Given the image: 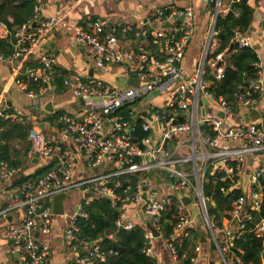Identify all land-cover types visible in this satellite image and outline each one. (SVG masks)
I'll return each mask as SVG.
<instances>
[{"label": "built area", "instance_id": "built-area-1", "mask_svg": "<svg viewBox=\"0 0 264 264\" xmlns=\"http://www.w3.org/2000/svg\"><path fill=\"white\" fill-rule=\"evenodd\" d=\"M207 1L211 16L207 35L209 44L192 77L186 74L182 65L187 44L195 34V12L190 6H160L138 22L119 27L121 35L134 42L130 50L122 48L118 30L106 32V23L100 18L84 27L74 28L76 44L94 67L104 74L121 68L120 79L124 83L115 86L102 79H84L69 73L64 85L78 102L81 99L85 102L80 116L61 113L57 118L61 125L59 136L47 135L38 125L28 129V159H40L52 168L38 180L14 185L12 203L0 212L3 219L13 218L4 236L13 243L9 256L17 258L19 264H49L50 243L37 236L51 233L54 198L76 190L81 191L82 203L68 215L64 234L71 251L79 254L74 264H94L97 259L104 258L96 243L79 238L78 220L88 218L84 204L110 197L114 203L141 205L148 222L159 231L157 225L166 206L171 203L172 195L181 202L174 235L166 239L174 258L179 260L176 235L184 233L191 223L185 210L187 204L183 202L188 198L209 228L221 264H241V260L232 254V245L248 231L247 223L253 222L249 210L259 211L261 197L252 192L235 199L229 216L236 225L222 227L209 215L208 204L212 199L205 196L204 185L210 171L215 170L216 174H222L221 182H229L231 188L237 187L239 166L244 156L264 152V121L261 124L243 121L233 126L226 120L232 112L229 104L209 91L210 86L205 80L207 71H213L217 79H221L226 68L225 53L210 55L211 43L219 36L217 20L219 16H226L241 0ZM257 4L263 5L264 0H257ZM40 18L37 6L33 19L15 34V51L11 59L28 57L34 47L46 42L55 28L69 26L64 18L49 17L43 21ZM34 23H37L35 27ZM233 43L240 48H252L251 36L241 30L235 32ZM55 68L54 54L43 51L39 54V66L24 73L27 81L18 79L16 83L32 99L45 96L56 89ZM29 81L41 85L39 92L29 90ZM251 90L264 91L262 77L239 96L244 108L256 102L249 98ZM208 105L215 106L224 118L208 114ZM0 117L22 123L34 118L21 110L7 112L1 99ZM229 142H239L241 147L224 149L222 146ZM78 156L83 159L85 169L94 172L93 175L75 180L74 163ZM188 165L191 166L189 170L186 169ZM21 171L2 163L0 181L13 185ZM137 174L143 176L135 189L128 186L119 194L114 186L109 185L113 178ZM155 174L161 179L164 174L169 175L167 185L171 194L158 190L160 185ZM252 178L254 183L263 179L264 167L255 170ZM231 188L223 187L221 192L229 194ZM15 211H22L21 216L15 217ZM117 227L124 230L134 227L125 211L117 221ZM249 231L264 243V219ZM146 238L148 247L145 252L151 256L153 235L149 230Z\"/></svg>", "mask_w": 264, "mask_h": 264}, {"label": "crops", "instance_id": "crops-1", "mask_svg": "<svg viewBox=\"0 0 264 264\" xmlns=\"http://www.w3.org/2000/svg\"><path fill=\"white\" fill-rule=\"evenodd\" d=\"M37 2L38 7L40 8V20H45L49 17H60L64 18L69 26L65 28H55L47 36L44 44H39L37 47H34L33 53L22 60L0 59V99L4 101L6 111H8V109L11 112L21 110L34 117L33 120L25 123L28 129L33 125H38L47 135L56 134L59 136L61 132V126L57 119H55L57 113H68L70 115L80 116L82 105L73 97L67 88L58 92V84L56 82L55 91L37 99L28 97L26 93L20 90L16 81L20 77H24V73L28 69L37 68L39 66L40 53L46 51L54 54L56 58L55 81L60 77L56 78L57 74H65V79L69 73H75L84 79L98 78L115 86H122V83H124L120 79L122 74L121 68L114 70L110 74H104L94 67L93 63L87 58L86 54L75 42V27H84L92 20L100 18L106 23V32L112 33V30L117 31L119 27L138 22L160 6L170 5L181 8L190 6L195 12L193 22L195 34L187 44L182 63L188 76H195L198 63L201 61L209 44L207 35L209 32L211 16L209 14L210 6L207 0H79L76 2H72L71 0H37ZM248 4L254 10V21L251 29L245 33H248L251 36L252 48L250 49H253L258 57V63L256 65L259 70L258 78L262 77L264 80V4L258 5L257 0H248ZM8 35L9 32L7 28L0 24V38L5 39ZM118 36L122 48L128 50L133 48L134 42L132 40L124 38L119 32ZM219 48V39H213L210 55H218L217 51ZM225 65L227 66L226 58ZM210 73L217 81L224 77L223 75L221 79H217L216 74L213 71H210ZM257 79L255 81H257ZM205 80L210 86L212 83L211 80H209L210 82L207 79ZM255 93L259 95L258 98L254 99L256 100L255 104L245 108L240 104V110L238 113L231 112V114L226 117V120L229 123L233 126H238L243 121L249 124H261V122L264 121V91ZM159 101L162 102L161 99ZM50 104L53 108V112L47 111ZM253 111H256L258 114L253 116ZM207 112L208 114H215L220 118H224V116L220 115L222 113H219L218 109L213 105L207 106ZM12 147V161H16L17 156L14 155V153L23 156L24 160L21 166L18 167L22 171L20 177L15 178L13 185L8 181H0V212L9 207L12 203L14 185L20 184L21 178L33 175L39 168L46 166V164L40 159H28L27 154L30 149L28 138L24 141L19 139L12 141ZM222 147L224 149H239L241 143L229 142L225 143ZM77 159L78 160L74 163L75 180L94 174V172L85 169V163L81 156H78ZM6 164L8 165V163ZM239 167L240 176L237 187L243 191V181L248 177L249 179L251 178L248 184V190L246 193L243 191V193L246 196H249V194L255 192L260 195L262 202L263 196L260 181L254 183L252 176L255 170L264 167V152L247 154L244 156L243 162ZM186 169H191V166L188 165ZM211 173L213 174L210 177ZM215 175V170H211L207 182ZM166 176V174L163 175V181L158 184L160 185L158 190L162 193L171 194L167 185L169 177L167 178ZM69 195L72 199H70L71 202L69 208H71L70 210L73 208L72 213H74L78 204L80 202L82 203V194L80 190H76L69 193ZM85 205L86 204H84V206ZM208 205L214 207L215 202L211 200ZM185 210L191 219L188 228L194 230L199 235V241H197L196 247L192 251L194 257L190 260V264H221L220 253L203 217L199 214L196 207L191 205V202L186 205ZM123 211L127 213L129 221L132 222L133 225L143 222L145 228H147L148 220L144 216L141 205L128 204L124 207ZM72 213H68L65 202V216L55 215L52 218L51 233L48 236H37L41 241L50 243L51 259L49 264H74L76 258L79 257V254L71 251L70 246L64 237L67 226V217ZM21 214L22 211L14 212L15 217L21 216ZM226 215L227 216L222 219L220 226L232 227L236 225L234 221L230 220L229 211L226 212ZM12 221V217H8V219L0 217V264H19L17 258L15 259L12 258V256H9L8 251L12 248L13 243L4 236L8 225ZM180 236V234L176 235V240L179 239ZM196 248L199 250L197 251ZM151 251L152 255L150 257H152L157 264H178V262L180 264H185L184 259L179 258V255V260L174 258L166 239L162 237L161 233L159 237L152 238ZM193 259H195V262H192Z\"/></svg>", "mask_w": 264, "mask_h": 264}, {"label": "trees", "instance_id": "trees-1", "mask_svg": "<svg viewBox=\"0 0 264 264\" xmlns=\"http://www.w3.org/2000/svg\"><path fill=\"white\" fill-rule=\"evenodd\" d=\"M38 6L37 0H0V24L4 25L9 35L7 38H0V57L11 59L15 51V34L27 25L34 17L35 8ZM236 13L239 15L236 16ZM254 21V10L249 6L248 0H241L235 3L232 10L226 16H219L216 29L219 31L220 41L219 53L226 55V70L223 79L215 80L210 71H207L205 79L211 80L209 91L216 97L223 98L231 107L233 113H238L240 108V95L246 93L252 82L258 78V57L256 52L250 48H240L233 43V38L237 30L247 32L251 29ZM120 33V31H117ZM60 76V77H59ZM65 74H57L59 77L56 82L58 92L66 89L64 85ZM20 80L27 81L26 77ZM210 82V81H209ZM29 90L39 92L40 84L28 82ZM249 98L259 97L254 91H250ZM125 111V110H124ZM7 112H11L8 111ZM61 114V113H59ZM57 113L55 119L59 116ZM61 126V125H60ZM214 135V132L210 131ZM28 137V128L25 123L12 120H5L0 117V165L8 163L9 168H18L23 162V156L16 155V161H12V141H24ZM30 150V149H29ZM52 165H46L37 170L33 175L21 178L23 183L27 180H38L47 173ZM141 174L122 176L113 178L109 185L114 186L117 193L122 194L124 190L131 186L135 189ZM222 174H216L204 185V194L210 197L215 206H209L208 212L211 217L221 225L222 219L227 216L226 212L232 208V203L244 193L238 187L231 188L229 182L220 181ZM231 188L229 194L221 192V188ZM262 189V202L259 211H250L253 222L247 223V232L233 242L232 254L241 260V264H264V243L258 238L253 229L255 225L264 219V178L260 180ZM258 191V189H257ZM125 204L114 203L111 200L99 198L94 199L89 205H85L88 213L87 219L78 220L79 238L90 240L97 244L103 259H97L94 264H157L156 261L146 254L148 247V233L144 223H137L131 230H124L117 227ZM180 200L176 195L171 196V203L168 204L162 214L161 220L157 225L159 232L164 239H169L174 235L175 228L179 221ZM199 241V235L192 229H187L175 241L179 258L184 259L185 264H190L194 257L192 251Z\"/></svg>", "mask_w": 264, "mask_h": 264}, {"label": "water", "instance_id": "water-1", "mask_svg": "<svg viewBox=\"0 0 264 264\" xmlns=\"http://www.w3.org/2000/svg\"><path fill=\"white\" fill-rule=\"evenodd\" d=\"M44 19L40 20V21H43ZM37 25V23H34L33 26L35 27ZM80 103L81 105H84L85 102L83 99L80 100ZM204 103H206V101H204ZM47 111L49 112H53V108L50 104V106L47 108ZM253 116H255V114H258L256 111H253L252 112ZM221 116H224L223 114H220ZM213 173L210 174V177L212 176ZM167 178L169 177V175L166 176ZM155 178H156V181H157V184H159L162 179L161 177L158 175V174H155ZM251 178L249 179V177L247 179H245V181H243V186H242V189L243 191L246 193V191L248 190V184L250 182ZM247 181V182H246ZM89 196V195H87ZM106 199L108 200H111L112 201V198L110 197H105ZM146 196L144 195L143 196V199L145 200ZM71 199V196L68 195V194H61V195H58L54 198L53 200V210H54V214L57 215V216H62L65 214V202L67 200H70ZM183 202L185 204H188L190 202V199L188 198H184L183 199ZM122 229V228H120ZM147 229L152 233L153 237H159L160 236V232L150 223L148 222L147 223Z\"/></svg>", "mask_w": 264, "mask_h": 264}, {"label": "rangeland", "instance_id": "rangeland-1", "mask_svg": "<svg viewBox=\"0 0 264 264\" xmlns=\"http://www.w3.org/2000/svg\"><path fill=\"white\" fill-rule=\"evenodd\" d=\"M73 199H74V198H73ZM71 200H72V199H71ZM71 200H67V201H66V206H67V209H68V213H72V211H73V208H72V210H70L71 208H69Z\"/></svg>", "mask_w": 264, "mask_h": 264}]
</instances>
